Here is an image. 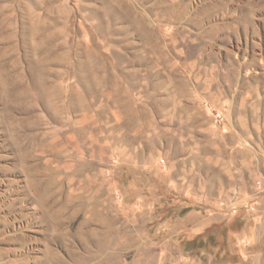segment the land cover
<instances>
[{
  "label": "rangeland",
  "instance_id": "1",
  "mask_svg": "<svg viewBox=\"0 0 264 264\" xmlns=\"http://www.w3.org/2000/svg\"><path fill=\"white\" fill-rule=\"evenodd\" d=\"M0 264H264V0H0Z\"/></svg>",
  "mask_w": 264,
  "mask_h": 264
}]
</instances>
